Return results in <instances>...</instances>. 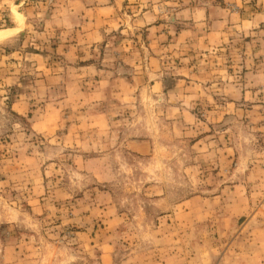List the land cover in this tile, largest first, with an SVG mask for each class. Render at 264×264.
<instances>
[{"label":"rangeland","instance_id":"obj_1","mask_svg":"<svg viewBox=\"0 0 264 264\" xmlns=\"http://www.w3.org/2000/svg\"><path fill=\"white\" fill-rule=\"evenodd\" d=\"M246 1L0 0V264H264Z\"/></svg>","mask_w":264,"mask_h":264},{"label":"crops","instance_id":"obj_2","mask_svg":"<svg viewBox=\"0 0 264 264\" xmlns=\"http://www.w3.org/2000/svg\"><path fill=\"white\" fill-rule=\"evenodd\" d=\"M234 2V8H238L240 5L238 4V3H236V1H233ZM249 2V3H248ZM251 1H246V0H244V3H242V4H244L245 6V9H248L249 10V8H251L252 7V5H251V3H250ZM257 2H259V6H260V4H261V6H262V10H260V12L258 13V14H256L257 16H256V19L255 18H246V16L244 17V20H242V23L243 24H253L252 22L254 21V20H257L258 22H257V24H258V26L260 27V28H264V0H259V1H257ZM228 4V3H227ZM226 4V5H227ZM247 4H250L249 6H246ZM254 4H257V3H255V0H254ZM258 5V4H257ZM200 11V10H199ZM198 11V12H199ZM207 11V10H206ZM258 10H255V12H257ZM202 16H204L205 17V20H206V17H207V14H206V12H204V14H202ZM194 17V16H193ZM198 21L200 22V21H202V19H198ZM262 32V31H261ZM133 144H134V142L131 144V150H132V146H133ZM136 152H138V151H136ZM101 158L102 157H100V158H94L93 160H90L89 161V164L90 163H92V162H97V161H101Z\"/></svg>","mask_w":264,"mask_h":264},{"label":"bare ground","instance_id":"obj_3","mask_svg":"<svg viewBox=\"0 0 264 264\" xmlns=\"http://www.w3.org/2000/svg\"><path fill=\"white\" fill-rule=\"evenodd\" d=\"M11 30H6V32H10Z\"/></svg>","mask_w":264,"mask_h":264}]
</instances>
